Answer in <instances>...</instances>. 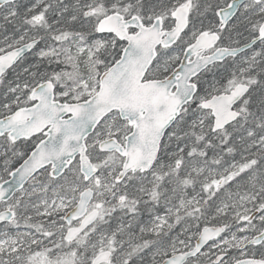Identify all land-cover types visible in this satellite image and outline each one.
<instances>
[{
	"label": "snow or ice",
	"instance_id": "snow-or-ice-1",
	"mask_svg": "<svg viewBox=\"0 0 264 264\" xmlns=\"http://www.w3.org/2000/svg\"><path fill=\"white\" fill-rule=\"evenodd\" d=\"M0 264H264V0H0Z\"/></svg>",
	"mask_w": 264,
	"mask_h": 264
}]
</instances>
